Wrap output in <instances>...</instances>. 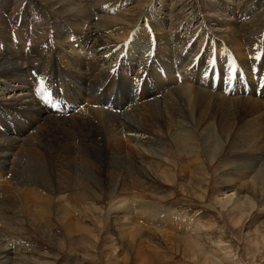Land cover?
Returning a JSON list of instances; mask_svg holds the SVG:
<instances>
[{"label": "rangeland", "instance_id": "rangeland-1", "mask_svg": "<svg viewBox=\"0 0 264 264\" xmlns=\"http://www.w3.org/2000/svg\"><path fill=\"white\" fill-rule=\"evenodd\" d=\"M88 1L79 0L77 9L73 7L65 12L61 8H57L55 4L49 3L48 0H0V39L1 36L10 35L15 47V50L12 49L13 51H19V47L29 51L38 47L37 50L43 53V55L39 53L38 57L42 59L40 63L31 67L28 76L32 86L30 90L37 100L41 101V107L49 106V110L45 112L52 116L54 115L51 110L58 104L71 108L70 114L75 111V97L79 91L74 86L76 84L70 80L69 75L73 74V69L77 65H80L78 63H74L76 64L74 65L72 59L70 60L67 56L64 60V54L60 51L54 53V41L66 45L73 42L77 50L79 45L76 38H81L80 32L85 34L88 29L100 28L104 30L102 33L104 40L116 41V49H106L103 53L111 51V54L121 57L125 51L128 54L133 48L136 53L138 51L135 59L139 61L142 59L141 53L145 52L144 56L149 54L150 59L145 63V71L142 69L144 63L141 62L138 71L133 70L129 73L126 71L127 81L140 82V85L143 86L142 89L136 91V95L142 94V91L147 90V87H162L163 96L168 99L167 106L170 107L167 110L169 118H173V121L170 119L173 126L168 132V141L173 145L182 143L175 149L176 151L178 149L181 164L177 167L175 164L173 167L170 166L171 169L173 168L171 171H176L177 176L169 179L172 175H167V172L168 182L161 183L159 187L162 188L161 196H164L162 205L177 210L184 218L177 222L180 227L175 225L177 227L169 229L164 226V228L169 229L168 232H173L175 229L176 233L180 234L175 236H181L187 240H190L191 229L201 230L202 237L197 240L201 248L191 247V251H187L175 242V244L173 242V244H163L165 241L161 239L159 233L162 227L158 229L159 227L153 225L148 226L143 219H138L137 224L140 222L139 225L145 228L147 235L156 232L160 238V245L161 243L162 245L158 246L159 248L156 246L160 256L158 260H155L156 262L150 256L149 261L145 252H141L142 256L137 258L134 239H132V233H129L133 228L132 222L136 223L134 221L135 214L126 216L127 222L122 228L123 223L116 224L115 218L119 213L113 210V206L116 201L125 199V197L131 199L141 197L140 199L147 200L150 198L134 189H128L118 197H113L107 185L97 191L99 197L96 196L90 200L80 201L78 196H74V198L72 196L69 200V207L64 208L65 212H70L66 213L69 215L65 216L68 219L64 220L65 223L61 221L57 210L55 198H59V196L56 192L51 193L48 196L52 197L53 204L50 205V208L53 209V213H50L49 220L42 221L43 224L36 228L29 222L28 213H24L19 202L22 197L29 195L32 197L34 189L21 187L11 174L5 175L0 172V201L5 202L6 205L4 204L2 207L3 211L10 216L9 219L2 220L6 223V227L8 226L3 234V243L9 249L12 248L14 253L10 256V259L12 258L10 264H152L151 262L154 264H209L201 254L207 255L206 257L209 259H212L213 256L221 264H264V157L259 159L250 156V154L235 156L236 154L230 153L236 149H232L231 144L237 139L236 137H238L237 142L242 140L247 122L264 120V93H262L264 88V40L263 52L257 60L255 55H240L238 51L229 48L227 43H222L223 41L220 39L226 32V27L221 23L236 18L232 12L239 7L249 8V13L243 23L250 19L262 18L264 20V0H220L224 2V9L216 16L208 18L204 11L203 13L200 11V15L193 17L191 7L187 6L190 2L197 4L208 0H104L106 7L111 9L110 13L105 12V9L103 12L102 10L92 12L90 10L92 5L101 1ZM209 1L216 3L217 0ZM84 6L88 7L87 11ZM79 8L80 10H78ZM71 11L73 12L71 13ZM87 12L91 13L90 17L86 15ZM38 13L40 16H37ZM34 17L37 18V22L32 26ZM205 24H207V28ZM113 26L117 28H115L116 32L106 31ZM202 29L206 31V37L203 38L198 35ZM180 39H186L184 47H181ZM162 41L163 43H161ZM47 42L51 44L45 45ZM164 43L165 47H162L167 49L168 58H162L164 61L154 60L155 55L157 57L156 50L160 49ZM2 45L0 42V50L3 51ZM124 47L127 49L124 50ZM99 55L97 57L101 58L103 54ZM64 72L67 73L65 76ZM191 73L196 75L198 83L204 82L206 85L202 87L197 82L192 84L186 80L188 75H192ZM37 78L39 80H36ZM147 80L149 82L144 83ZM80 83L84 84V81ZM105 83L109 85L104 89V85L101 86L100 99L104 92L106 95H121L116 101L128 102L127 98L131 89L128 92L122 91L120 74L114 79L108 78ZM194 86L202 87L212 94L225 95L230 99L237 98L238 100L229 102L230 107L219 101L220 103L207 102L203 107L197 109L192 102L191 88ZM62 89L64 93L59 94L58 91L61 92ZM8 92L7 97L14 91L9 89ZM180 92L183 93L186 101L179 99ZM95 93L96 91L93 94ZM81 94L82 97L86 95L83 92ZM89 95L90 93L86 96ZM91 100L93 107L103 108L101 102L97 104L95 99L89 98V101ZM249 101H259L262 104L255 112L253 109L255 106ZM146 103L151 104L147 101ZM225 108H229L228 121L231 128L222 132L220 123L222 119L224 120L222 113ZM105 110L120 112L113 101L108 102ZM61 113L65 114V111ZM81 113L82 111L78 114ZM66 116L70 118L68 114L63 115V117ZM0 117L6 122L10 121L7 119V115L0 114ZM58 117L61 119L62 115H56L55 118ZM75 120L81 122L82 117L76 116ZM6 122L3 124L7 125ZM14 122L19 125L16 118H14ZM57 124L53 126L62 130L61 124L63 123ZM43 128L44 126H42ZM45 129H50L49 125ZM257 132L260 134L259 141H264V126ZM9 133V131H5V134L9 135ZM46 136L54 142L61 135L59 131L52 128ZM240 145L241 143L237 149L239 148L238 150L241 151L253 150L256 153L261 148L264 150V144L261 146V143L258 146L246 144L244 148H241ZM250 165L256 169L254 173H251V170L248 173L249 169L246 168H249ZM181 166L187 167L184 175H181L180 170H183ZM165 169L163 168V170ZM256 173L261 174L259 175L261 180L255 181ZM103 176V179H108L105 177V172ZM183 176L187 177L186 182L183 181ZM171 180L173 181L170 182ZM183 184L186 186L187 192L182 190ZM238 190H243L242 192H245L247 196L252 197L257 204L256 208L232 211L230 205L225 207L223 202L226 198L235 197ZM37 191L45 194V191L40 189ZM6 194L13 199L7 197ZM87 197L90 198V195L87 194ZM12 205L14 206L12 207ZM72 205L74 206L72 207ZM75 207L79 212L73 213V210H76ZM85 207L87 210L84 209ZM89 211L92 212L89 213ZM131 218L133 219L131 220ZM3 222L0 223V231L5 228ZM143 240L146 246L149 242L145 241L146 239ZM127 245L134 254H129ZM176 245L179 248H176L178 247Z\"/></svg>", "mask_w": 264, "mask_h": 264}, {"label": "bare ground", "instance_id": "bare-ground-1", "mask_svg": "<svg viewBox=\"0 0 264 264\" xmlns=\"http://www.w3.org/2000/svg\"><path fill=\"white\" fill-rule=\"evenodd\" d=\"M48 1L49 3L55 4L57 8L59 7L65 12H68L67 9H71L73 7L77 9L76 6L79 5L77 3L79 0ZM82 1L85 2V0ZM100 1L101 2L92 5L90 10L92 12L102 10L103 12V9H105V12L110 13L111 9L106 7L105 2H103L104 0ZM49 3L46 2L47 6L50 7ZM187 6L191 7L190 9L193 11V17L200 15L201 12L203 13L204 11L206 13V18H208L214 17L217 13L222 11V9H224V2L217 0L215 3L208 0L197 4L196 2H190ZM78 10H80V8ZM85 10L87 11L88 7H86ZM72 12L73 11H71V13ZM81 12H83L82 9ZM232 13L236 18L228 19L229 22L221 20L223 21L221 24L226 27L225 34H223L220 38L223 41L222 43H227L230 46L229 48H232L233 51H238L240 55H255V59L258 60L260 54L263 52L264 20H262V18H258L257 20L250 19L248 22L243 23L245 17L249 13V8L242 9V7H239L237 10H233ZM89 14L91 15V13L87 12L86 15L89 16ZM37 16H40V13H38ZM174 16L176 15L174 14L173 17ZM36 17H34L32 26L36 25ZM206 25L207 24H205V26ZM238 25L240 26L237 27ZM115 28L116 27L113 26L106 31L116 32ZM103 31L104 30L100 28H96L95 30L91 28L88 29L85 34L80 32L79 35L81 38H76L79 45L77 50L75 49V43L73 42L66 45L62 43L58 44L54 41V53L60 51L64 54V60L67 56L70 60L72 59L73 64H80L73 69V74L69 75L70 80L72 83L76 84L74 86L79 91L78 95L75 97V111L70 114L69 112L71 111V108L58 104L51 110L54 116L45 112L49 110V106L41 107V101L37 100V97L34 95L32 90H30V88L32 89V86L30 84L28 73L31 71L30 69L34 64L40 63L42 58L39 59L40 57H38V55L39 53L43 55V53L40 50H37L38 47L36 49H32V51H29L28 49V51L21 49V47H19V51H13L15 50V47L10 35L5 37L1 36L0 42H2L4 50H0V114L7 115V119L10 121L6 122L2 117H0V172L5 175L11 174L12 178H15V181L18 182L19 186L32 187L34 189L32 197H30V195L28 197H22L19 202L24 210V213H28L27 218H29V222L36 228L43 224L42 221L44 222L49 220L48 217L50 216V213H53V209L51 210L50 208V205L53 204L51 199L52 197L50 198V196H48L51 193L53 194L56 192L59 196V198H55L57 201V210L60 218L62 219L61 221L65 223V216L69 215L66 213H70L65 212V209L69 207V200H71L72 196V198H74V196H78L80 201L87 199L90 200L96 196L99 197L97 191H100V189H103V187L107 185L109 186L108 190H110L113 197H118L120 194L128 191V189H134L137 192L143 193V196L146 194L150 198V200H147L140 199V197L138 199L134 198V200L126 198L124 195L125 199L123 197V199L119 198L120 200L116 201V204L113 206V210L119 213V215L115 218L116 224L120 225L123 223L122 228L127 222L126 216H128V214H135L134 221H136V223L132 222L131 226L133 225V228L129 233H132V239H134L135 248L137 249V258L142 256L141 252H145L148 260L150 256L154 259V262H156L155 260H158L160 257L159 250L156 246L158 247L162 245V243L160 245V238H158L156 232H152L147 235L145 228L139 225L140 222L137 224L138 219H143L145 224H148V226L153 225L159 227L158 229H161L160 227H162V229L159 230V233L161 234V239L165 241L163 244H171L172 242H175L187 251H189L191 247L198 249L200 245L197 243V240H200L203 232L201 230L191 229L189 233L191 234L190 240L181 236H175L178 234L175 229L173 232H168L171 227H180L177 222H180V220L182 221L184 216H181L177 210L172 208L170 209L162 205L164 196H161L162 188L161 186L159 187V185L163 182H168L166 179L167 175H172L169 179H173L177 176L175 174L176 171H171L173 168L171 169L170 166L173 167L175 164V167H177V165L181 164L179 161L180 154L178 149L177 151L175 149L178 148V146H181L182 143H176L177 145L174 143L175 145H173L170 141H168V132L171 131L170 129L173 126V118H169V113L167 111L168 108H170L167 106L168 99L163 96L161 90L162 87L155 88L153 85V87L150 88L146 86L147 90L142 91V94L136 95V91L142 89L143 86L140 85V82L127 81L126 71L128 73L129 71L133 72V70H135V72L138 71L140 68L139 64L141 62L144 63L142 69L145 71V63L150 59L149 54L144 56L145 52H143V54L141 53L142 59L139 61L135 59L138 51L136 53V50H133V48L128 54H126L125 51L121 57H119V55L115 56L116 54L114 55L113 53L111 54V51L103 53L106 49H116V41L114 42L110 39L107 41L104 40L102 36ZM205 33V29H202L201 32H198V35L203 38L206 37ZM193 35H195V33H193ZM186 39H180L181 47L186 45ZM161 43H163V41ZM50 44V42L45 43V45ZM162 46L165 47V43L162 44L161 47ZM161 47L156 50L157 57L155 55L153 58L154 60L158 59V61H164L162 58H168L167 49ZM123 49L125 50L127 48L124 47ZM99 54H103L101 55V58L97 57ZM126 59L128 60L125 61ZM113 60H116V62H113ZM122 61L125 62L122 63ZM117 63H120V65L116 66ZM66 74L67 73L64 72L63 75L65 76ZM119 74L122 91L128 92L131 89L127 98L130 103L116 101L121 95H106L104 92L102 99H100L102 92L101 86L104 85V89L105 86L109 85L108 83H105L108 78L114 79V77ZM186 78V80L192 84H195V82L198 83V79L195 74L188 75ZM36 80L39 79L37 78ZM83 81L84 84H81L80 82ZM147 82H149V80L144 83ZM198 84L202 87L203 85H206L204 82H199ZM202 87L194 86L191 88L193 106L197 109L203 107V105L207 102L212 103L219 101L225 105H229L230 107L229 102H237L238 100L237 98L230 99V97L228 98L225 95L219 96L218 94H212ZM9 89L14 92L10 93L9 97H7ZM80 91L86 93V95L90 93V95L88 97L83 95L82 97ZM95 91L96 93L93 94ZM262 91V93H264V88ZM58 92L59 94L64 93L63 89L61 92L60 90ZM15 93L17 95H14ZM89 98L95 99L97 104H100L101 102L103 108L101 109L98 106L93 107L91 105L92 100L89 101ZM179 99L185 100L183 93H181ZM110 101H113V104L117 105V109L120 112H116L117 110L114 112L107 111L108 109L105 110V107L108 106V102ZM136 101L138 103H134ZM146 101L151 104H147ZM241 101L243 100L241 99ZM249 103L255 106H253L255 112L262 104H260L259 101H249ZM246 105L248 106L249 104ZM171 106H173V104ZM250 110L252 109L250 108ZM62 111H65V114H62ZM80 111H82V113L78 114ZM67 114L70 115L69 117L71 119L67 118V116L63 117V115ZM222 114L224 116V120L222 119L221 123L220 121L219 123L222 132H225L231 128L228 121V116L230 117L229 108H225ZM56 115H62V117H60L61 119H59V117L55 118ZM79 115L82 117L81 122L75 120L76 116ZM14 118H16L19 125L14 122ZM3 122H6L7 125H4ZM60 122L63 123L61 124L63 127L62 130H60L59 127L53 126L57 123L60 124ZM48 125L50 129L53 128L60 132L61 136L54 142L46 136L49 134L50 130L45 129ZM42 126H44L43 129ZM246 126L247 128L245 132L243 131L244 135L242 136V140H238V142L241 143V148H244L246 144H254L258 146L259 143H261L262 146L264 141H259L260 134L257 131H260L264 126V120L259 119L257 121H250L245 124V127ZM6 130L10 132L9 135L5 134ZM236 138L238 139V137ZM237 139L231 143L232 149H237V146L239 145ZM236 149H234L235 151L233 150L234 152H229L231 154H236L235 156L250 154V156H254L259 159L264 157V150L262 148L260 150L258 149L259 151L256 153L253 150L241 151L238 150L239 148L237 150ZM163 168L166 169L163 170ZM181 168H183V166H181ZM186 169L187 167H184L183 170H180V172H182L181 175L185 174ZM246 169H249L248 173H250V170L251 173L256 171L254 166L251 165ZM104 172L105 177H108V179H103ZM255 175V181L261 180V177L259 176L261 174L256 173ZM183 177L184 180H182L186 182L188 180L187 177ZM172 181L173 180L170 182ZM37 189L45 191V194L38 192ZM182 190L187 192V188L184 184L182 185ZM242 191L238 190L235 197L226 198L223 205L225 207L230 205L232 211H241L242 209L244 211L248 208H256L257 204H255L253 198L247 196L246 193ZM83 192L90 195V198H88L87 194ZM7 197H10V195ZM0 202V212L2 213L0 215L1 223L3 222L2 220L5 221V218L9 219L10 216L5 214L3 211L2 207L5 202ZM13 206L14 205H12V207ZM73 206L74 205H72V207ZM77 208H79V206H77ZM74 209H76V207ZM84 209H86V207ZM76 211L79 212L76 209L73 210V213H76ZM7 212L9 213V211ZM90 212L92 211H89V213ZM132 219L133 218H131V220ZM3 223L4 225L6 224L5 222ZM164 226L169 229H165ZM4 227L5 228L2 227L3 230L0 231V264H10V260L12 259H10V256L14 253L12 248L9 249V247L3 243V234L8 226L6 227L5 225ZM129 233L127 234L128 236ZM143 239H146L145 241L149 242L146 246ZM179 246L176 248H179ZM128 252L129 254H134V252L130 250L129 246ZM201 256L205 257L206 263L221 264L219 261L215 260L213 256L212 259H209L206 257L207 255L205 256L204 254H201ZM151 263L154 264L153 262Z\"/></svg>", "mask_w": 264, "mask_h": 264}]
</instances>
